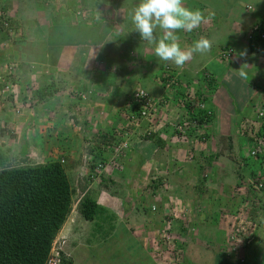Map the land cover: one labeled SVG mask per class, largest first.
Wrapping results in <instances>:
<instances>
[{
  "label": "crops",
  "instance_id": "crops-1",
  "mask_svg": "<svg viewBox=\"0 0 264 264\" xmlns=\"http://www.w3.org/2000/svg\"><path fill=\"white\" fill-rule=\"evenodd\" d=\"M248 5L252 10L247 9ZM182 6L199 10L202 18L190 32L176 30L175 42L182 50L198 40H203L205 46L180 67L155 55L156 43L163 35L158 25L149 42L140 37L136 28H126L124 19H118L116 28H65L72 34L69 41L41 42L45 51L37 62L17 59L12 39L0 36V48L6 47V58L0 63L9 65L14 77V82L7 85L13 95L8 94L0 104V123L6 120L11 127L23 131L32 126L34 119L39 129L54 130V143L58 145L67 142L62 132L72 130L71 143L78 145V150L82 135L98 136L104 133L99 130L131 127L133 136H123L126 153L112 154L119 169L108 165L107 175L115 183L127 177L129 181L119 185L137 197L141 190L139 184H134L136 178L148 172L160 177L164 184L152 187L150 192L154 191L150 205L154 204L157 212L151 213L146 204L148 215L141 214L139 202L137 207L121 204L105 189L101 193L106 194L107 203L98 208L114 221H122L129 208L134 216L131 221L146 225L149 232V227L161 222L160 217L180 219L187 226L232 221L237 218L235 212L227 214L225 210L245 207L257 191L248 186L249 181L261 178L264 182V118L257 116L264 107V40L252 43L246 36L248 28L264 15V0H182ZM127 12L121 9L119 13L124 18ZM30 29V33L43 34L50 28ZM227 48L232 53L223 59L221 51ZM165 66L177 85H165ZM137 86L164 100L153 118L137 119L138 123L128 121L124 114L129 112L128 105L124 107L131 90ZM30 87L36 89L32 104L27 100ZM186 90L201 94L210 114L198 131L176 127L186 112L180 102ZM29 109L34 110L33 116L26 114ZM252 131L263 138L259 147L261 161L248 157V151L256 145ZM104 155L111 157L108 151ZM260 192L264 194V189ZM91 199L97 205L100 202ZM260 211L264 232V203ZM259 220L251 221L255 226ZM254 238L251 236L246 244ZM261 242L259 253L264 257V235ZM227 251L233 254L232 249Z\"/></svg>",
  "mask_w": 264,
  "mask_h": 264
},
{
  "label": "rangeland",
  "instance_id": "rangeland-1",
  "mask_svg": "<svg viewBox=\"0 0 264 264\" xmlns=\"http://www.w3.org/2000/svg\"><path fill=\"white\" fill-rule=\"evenodd\" d=\"M139 2L140 0H0V36L7 35L9 40L12 39L13 52L17 59L37 62L42 59L45 51L41 42L50 44L55 40L69 41L72 34H69L65 28H113V26L116 28L118 19L125 20L126 28H135L133 10ZM121 9L128 11L124 18L119 13ZM36 27L50 29L43 34L30 33L32 31L30 28ZM30 37L34 39H30ZM5 51V46L0 48V61L6 58ZM9 51L11 52V49ZM2 65L0 63V104L4 103L8 94H12L9 93L7 85L14 82L10 66ZM169 70L166 67L163 69V74L170 73ZM138 88L144 89L141 86L133 88L124 107L125 109L128 105L129 112L124 111V114L130 122L136 121V119L132 120L131 114H134V118L140 117L138 109H133L132 102L134 92ZM29 90L32 96L30 95L27 100L32 104L36 89L30 87ZM144 90L148 92L146 89ZM181 98L182 96H180L182 103ZM13 106L17 107L15 102ZM27 113L33 116L34 110L29 109L26 111ZM32 120V126L23 131L20 127H11L6 120L0 123V168L49 161H58L62 165L71 188V207L66 220L52 242L50 257L57 261L56 264L263 263L264 257L259 251L263 247L261 237L264 232H262L263 222L259 220V215L262 216L260 207L264 203L261 199H264V194L260 191L264 188L255 191L250 196L251 199L248 198L246 208L242 207L233 211L225 210L227 214L235 212L234 216L237 218L233 217L232 221L220 225L212 222H199L187 226L180 219L176 218L177 220L172 221L170 219L162 220L163 217H160L159 221L161 222L157 226L149 227V232L146 225L135 224L131 221L134 216L130 213L132 210L129 208L124 211L122 221H114L115 219L111 218L106 211L99 208L92 220H85L78 211L80 201L84 196H88L100 201L98 206L104 205L107 203L106 194L101 193L104 189L105 191L109 190L111 196L115 195L113 200H117L118 197L121 204L125 202L132 207L139 202L140 209L138 211L148 215L146 204L149 206L154 199L152 197L154 191L150 194L151 188L159 187L164 184V181L160 180V177H153V174H149V172L147 175L136 178L134 184H139L141 190L137 197V194L124 192L120 187L121 184H126L129 181L127 177L121 179L119 183H115L108 177L106 166L111 165L113 168L117 166L119 169L117 161H115L116 156H113L118 152L126 153L128 148L126 145H122L123 136L125 139L133 136L130 134L131 127L125 126L107 131L99 130L104 133H98V136H91L89 133L82 135V145L78 150V145L71 143L72 130L62 132L67 142L58 145L54 143V130L44 127L39 129L36 121ZM180 120L181 118H179ZM179 121H177L176 127ZM94 133L96 134L97 130ZM106 151L111 154L108 159L104 157ZM152 206L154 204L149 206L150 212L156 213L157 209L152 210ZM239 215L250 217L247 220L251 219L254 223L259 220L251 235L255 238L249 244L228 240L230 234L238 226ZM139 216L140 214L137 215L138 218H140ZM138 218L137 220H139ZM248 230L250 229L248 228ZM165 235H168L170 240L173 239V249H179L178 258L171 249L167 248L168 245L162 237ZM229 248L233 250L232 255L227 251ZM242 248L247 251L246 255L241 250ZM242 253H244L243 256H241ZM243 257L245 258L244 262H240Z\"/></svg>",
  "mask_w": 264,
  "mask_h": 264
},
{
  "label": "trees",
  "instance_id": "trees-1",
  "mask_svg": "<svg viewBox=\"0 0 264 264\" xmlns=\"http://www.w3.org/2000/svg\"><path fill=\"white\" fill-rule=\"evenodd\" d=\"M182 105L201 124L209 119L207 109ZM70 207V184L58 161L1 167L0 264H47L54 237ZM97 209L88 196L78 206L85 220H92Z\"/></svg>",
  "mask_w": 264,
  "mask_h": 264
},
{
  "label": "built area",
  "instance_id": "built-area-1",
  "mask_svg": "<svg viewBox=\"0 0 264 264\" xmlns=\"http://www.w3.org/2000/svg\"><path fill=\"white\" fill-rule=\"evenodd\" d=\"M247 9L252 10V7L250 5L247 6ZM247 39L250 42H257V41H263L264 40V15L258 19L256 22H254L247 30L246 33ZM230 48L223 49L221 51V58L225 59L228 58L231 55ZM164 83L167 86L177 85V81L169 72H166L164 74ZM160 101H164L161 97H153L148 92H146L144 89L138 88L134 92L133 96V109L137 108L138 113L140 114L139 118H134V114H131L132 120L141 119V120H150L153 118L154 112L157 109V106L159 105ZM182 103H188L193 106L195 110H201L205 109V100L203 99V96L201 94L197 95L196 93H191L190 90H186V92L183 94L181 98ZM257 116L259 118H264V107L258 110ZM135 121V122H136ZM201 123L199 122V119L196 117L191 116L187 110L185 114L181 117V120L178 123L177 128L179 130H182L185 127H191L194 131H198L201 127ZM252 136H254L256 145L248 151V157L251 161H261L262 157H258V154L260 153V146L263 142V138L261 136H258L257 132L252 131ZM249 185L254 190H261L264 188V182L259 179H255L253 181H249ZM155 208L152 206V210ZM238 226L235 227L234 232L230 234L228 240H234V241H240L242 244L243 242H248L249 238H251V235L253 233L254 224L251 222V220H247V218H240V216L237 219ZM248 228L250 230H248ZM164 237V240L166 244L168 245L167 248L171 249L173 251V254L178 258L179 256V249H173V239L170 240L168 235L162 236ZM170 244V245H169ZM57 256V252L55 253ZM240 262H243V259H240ZM57 261L50 257L48 258L47 264H56Z\"/></svg>",
  "mask_w": 264,
  "mask_h": 264
},
{
  "label": "clouds",
  "instance_id": "clouds-1",
  "mask_svg": "<svg viewBox=\"0 0 264 264\" xmlns=\"http://www.w3.org/2000/svg\"><path fill=\"white\" fill-rule=\"evenodd\" d=\"M202 14L182 6V0H140L133 13V23L140 37L153 41V29L157 25L163 30L155 46V55L162 61H172L177 67L183 66L193 52L203 51V40L195 41L187 50L175 42V31H192L200 24Z\"/></svg>",
  "mask_w": 264,
  "mask_h": 264
}]
</instances>
